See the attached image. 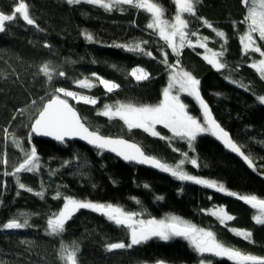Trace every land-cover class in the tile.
Listing matches in <instances>:
<instances>
[{"label":"trees","instance_id":"16d2710c","mask_svg":"<svg viewBox=\"0 0 264 264\" xmlns=\"http://www.w3.org/2000/svg\"><path fill=\"white\" fill-rule=\"evenodd\" d=\"M18 2L0 0V12L11 14ZM155 2L171 19L175 14L172 0ZM26 3L36 26L18 19L0 33V159L5 152L8 159L7 165H0V173L5 169L11 171L22 160L21 151L10 140L5 143L4 129L14 133L25 149L29 148L30 125L38 109L50 98L54 88L63 87L97 98L96 105L77 103L69 98L91 130L131 140L146 154L170 165L182 159V152H188L190 158L198 159L200 164V167L186 165L189 174L223 183L228 191L240 195L255 194L264 198V105L256 100V96L264 95V79L249 67L259 55L242 53L239 36L246 30V25L240 23L246 14L242 0H201L196 8L197 17L190 18L189 30L209 37V48L220 50L224 41L216 38L200 18L226 34L225 55L221 58V62L227 64L226 69L219 72L213 69L199 54L204 51L200 48L183 49L179 59L183 68L201 81V95L214 118L250 157L255 171L229 154L209 133L198 136L194 151H190L185 141L175 140L169 144L166 139L151 136L142 129L129 131L119 119L110 121L96 114L105 104L116 101L155 105L162 97L167 72L160 62L163 59L160 49L169 53L170 63L177 57L146 28L149 22L146 12L130 6H123V11L107 12L87 3L70 5L66 0H26ZM84 32L94 34L95 42L88 43L82 35ZM133 41H148L145 49L155 58L114 46ZM261 47L264 50V43ZM45 63L57 73L64 71L66 77L54 74L53 81L49 82L39 71ZM137 66L144 68L151 78L137 83L128 75ZM92 73L116 82L120 88L106 93L102 86L91 90L76 87L75 80L91 77ZM226 76L247 86V90L230 83ZM195 113L201 115V110L197 108ZM156 127L162 136H171L162 125ZM31 144L37 149L43 166L38 173L21 174V182L34 191L43 187L46 194L43 199L24 190L18 194L15 179L0 175V227L10 218H29L31 224L21 230H0V264H61L58 252L62 242L79 245L78 264H156L158 261L197 264L201 259L211 260L212 264H233L226 257L195 253L183 238L167 242L152 239L131 249L107 251L109 243H127V231L90 210H80L67 223L63 234L47 235L46 221L63 203L62 199L52 198L57 191L61 196L111 202L128 211L143 208L146 209L143 218L176 215L213 231L228 247L264 257V226L253 221L256 210L235 197L192 182H180L168 173L123 162L105 152L98 155L97 149L78 141L50 142L33 135ZM66 160L73 163L61 168ZM50 170L58 171L50 175ZM145 184L150 187L144 188ZM156 196L163 199L157 201ZM130 197L139 198L142 204L138 206ZM217 206L225 207L235 217L226 227L207 214V210ZM230 228L251 231L252 242L234 235Z\"/></svg>","mask_w":264,"mask_h":264},{"label":"snow or ice","instance_id":"6c2138e0","mask_svg":"<svg viewBox=\"0 0 264 264\" xmlns=\"http://www.w3.org/2000/svg\"><path fill=\"white\" fill-rule=\"evenodd\" d=\"M66 2L70 5L87 3L102 8L107 12L117 9L123 11V6H130L137 11L146 12L149 16L146 28L151 30L159 40L163 41L167 49H170L171 54L177 57L174 63H170L168 59L169 53L164 48L160 49L163 56L160 62L165 66L168 82L167 86L162 89V99L158 104L137 105L131 102L116 101L113 104H105L103 109L97 111L96 114L98 116L106 117L110 121L119 119L129 131L142 129L151 136L166 139L169 144L175 140L185 141L190 151H194V142L198 136L209 133L222 142L226 149L238 154L255 171L250 157L244 154L241 147L232 140L229 133L213 117L209 105L201 95V81L191 72L185 70L180 63L179 57L183 49L200 48L204 51L199 54L202 55L203 60L213 69L219 72L227 68V64L221 62V58L225 55L226 34L221 30L215 29L206 19L200 18L203 25L214 32L216 38L224 41L220 50H214L208 47L209 37H202L198 31L189 30L190 18L197 17L196 8L201 0H172L175 5V14L171 19L166 17L165 10L155 0H66ZM242 4L246 8V14L242 21H240V23L246 25L245 32L239 36L242 53L244 55H248L249 53L259 55L260 58L252 62L249 67L253 68L261 79H264V50L261 47V43H264V0H242ZM18 19H22L27 25L36 26L35 20L29 15V7L26 0H19L11 14L0 12V32L6 31L7 26ZM82 35L88 43L95 42L94 34L84 32ZM147 44L148 41H133L128 44H116L114 46L129 53L155 58L151 51L145 49V45ZM45 46L48 47L47 44ZM72 63L75 62L72 61ZM39 71L47 77L49 82L53 81L54 74L61 78L66 77L64 71L57 73L48 63L43 64ZM128 75L137 83L151 78L149 73L139 66L132 68ZM225 79L247 90V86L242 83L232 80L227 76ZM95 81H98V83ZM74 83L77 88L83 90H91L97 86H103L106 93H113L120 88V85L116 82L100 77L96 73H92L91 77L77 79ZM182 93L192 97L196 101L201 109L202 119L189 113L188 106L181 100ZM69 98L77 103L83 102L89 105H96L98 102L97 98L84 95L79 91L56 87L50 98L42 104V107L38 109L37 114L32 120L28 135L29 148L25 149L20 139L14 133L9 132L8 129H4L5 143L10 140L11 144L21 151L22 160L18 165L13 166L11 171L5 169L0 175L11 176L15 179L18 194L20 190H24L41 199L46 194V189L43 187L40 191H34L21 182V174L38 173L43 166L37 149L31 144L33 135L51 137L60 143H64L66 138H79L97 149L98 155H102L106 151L111 152L126 162L148 165L154 169L168 173L180 182H192L208 189L225 193L230 197H235L250 206L251 209L256 210V214L253 215L252 219L256 224L264 226V198H258L255 194L240 195L234 191H228L223 183H217L211 179L189 174L185 170L186 165L190 164L194 167H200V164L198 163V159L190 158L188 152H182V159L170 165L157 157L147 155L140 146L126 139L104 136L99 131L90 130L69 102ZM256 100L261 105H264V95L256 96ZM20 111L22 112L23 110ZM157 125H162L171 133V136H162L157 131ZM75 159L76 162L79 161L78 157ZM72 163L73 161L66 160L62 163L61 168L68 167ZM7 164L8 159L5 152L3 158L0 159V165ZM57 171L50 170L49 174L55 175ZM93 187L95 186L93 185ZM143 187L147 189L150 186L145 184ZM52 198L62 199L63 203L58 212L51 214L46 221V234L50 236L63 234L66 231L67 223L80 210H90L105 217L107 221L114 223L117 227L126 229L128 232L127 243L123 241L109 243L106 246L107 251L124 248L131 249L134 246L147 243L153 238H158L160 241L165 242L173 238H183L198 254L209 253L215 257H226L233 264H264V257L244 253L238 249L228 247L217 239L213 231L197 227L176 215H167L161 219L155 217L145 219L142 218L146 212V209L143 208L140 211H128L123 206L111 202H93L68 195L61 196L59 191ZM130 199L138 206L142 204L137 197H130ZM155 199L159 201L163 197L156 196ZM201 211L205 210L202 209ZM207 214L214 216L219 224L225 227L235 219L223 206L207 210ZM30 226L29 218H23L22 220L10 218L0 227V230H21ZM229 230L241 239L249 243L252 242L251 231L235 228H230ZM23 242L28 243L27 241ZM79 251V245L75 242H72L71 245H66L62 242L58 252V259L61 261V264H78ZM157 264H163V262L158 261ZM200 264H212V261L201 259Z\"/></svg>","mask_w":264,"mask_h":264},{"label":"water","instance_id":"95a60500","mask_svg":"<svg viewBox=\"0 0 264 264\" xmlns=\"http://www.w3.org/2000/svg\"><path fill=\"white\" fill-rule=\"evenodd\" d=\"M0 33H2V32H0ZM47 100H45V102H46ZM200 109V108H199ZM201 110V109H200ZM77 111V110H76ZM77 113H78V111H77ZM79 114V113H78ZM213 115V114H212ZM80 116V115H79ZM214 117V116H213ZM216 120V119H215ZM32 123V122H31ZM87 126V125H86ZM222 127V126H221ZM91 130V129H90ZM225 130V129H224ZM225 131H227V130H225ZM228 132V131H227ZM229 133V132H228ZM211 135V134H210ZM230 135V134H229ZM35 136V135H34ZM104 136H108V135H104ZM35 137H37V138H42V139H46V140H50V142L51 141H54V142H57V141H55L53 138H51V137H43V136H35ZM109 137H114V136H109ZM230 137H231V135H230ZM114 138H117V137H114ZM118 138H122V137H118ZM215 138V137H214ZM232 138V137H231ZM123 139H125V138H123ZM216 139V138H215ZM126 140H128V139H126ZM217 140V139H216ZM233 140V139H232ZM66 141H78V142H81L82 144H84V145H86V146H89V147H91V148H93V150L95 149L93 146H91V145H89V144H87V142H85V141H83V140H80L79 138H72V139H67L66 138ZM129 142H132V143H135V142H133V141H131V140H128ZM218 141V140H217ZM234 141V140H233ZM219 142V144L229 153V154H231V155H233L234 157H236L237 159H239L241 162H243L244 163V165H246L248 168H250L249 166H248V164L238 155V154H236V153H233V152H231L230 150H228V149H226L224 146H223V144H222V142H220V141H218ZM235 142V141H234ZM236 143V142H235ZM135 144H137V143H135ZM138 145V144H137ZM238 145V144H237ZM139 146V145H138ZM239 146V145H238ZM242 150V149H241ZM144 151V150H143ZM105 153H108V154H110V155H112V156H114V157H116L117 159H119L120 161H123V162H126V161H124L122 158H119V157H117L114 153H111V152H105ZM245 154V153H244ZM148 155V154H147ZM126 163H130V162H126ZM253 163V162H252ZM132 164H135V165H137V166H140V167H144V168H147V170L148 169H154V168H152V167H150V166H148V165H139V164H136V163H132ZM251 169V168H250ZM156 170V169H155ZM157 264V263H156ZM163 264H166V263H163Z\"/></svg>","mask_w":264,"mask_h":264},{"label":"rangeland","instance_id":"374dc122","mask_svg":"<svg viewBox=\"0 0 264 264\" xmlns=\"http://www.w3.org/2000/svg\"><path fill=\"white\" fill-rule=\"evenodd\" d=\"M254 62V61H253ZM252 63V62H251ZM98 82V81H97ZM167 82H168V75H167ZM166 86H167V83H166ZM165 86V87H166ZM103 87V86H102ZM162 95V94H161ZM187 97H189V96H187L186 94H181V100H185ZM161 99H162V97H161ZM160 99V100H161ZM160 100H159V102H160ZM158 102V103H159ZM157 103V104H158ZM197 107H198V105H197ZM191 115H193V116H195V117H197V118H200V119H202V115H199V114H197V113H190ZM201 114V113H200ZM204 134H207V133H204ZM211 210V209H210ZM143 218V217H142ZM162 218H165V217H162ZM145 219H147V218H145ZM157 219H161V218H157ZM184 220H186V219H184ZM186 221H189V220H186ZM190 222V221H189ZM192 223V222H191ZM193 224V223H192ZM195 225V224H194ZM127 231V230H126ZM127 235H128V232H127ZM154 240H158V241H160L158 238H153ZM152 240V239H151ZM186 243H188L187 241H186ZM189 244V243H188ZM193 249V248H192ZM196 253V252H195ZM198 254V253H197ZM204 254H209V253H204ZM204 254H200V255H204ZM197 264H200V262H198Z\"/></svg>","mask_w":264,"mask_h":264},{"label":"flooded vegetation","instance_id":"af4514ba","mask_svg":"<svg viewBox=\"0 0 264 264\" xmlns=\"http://www.w3.org/2000/svg\"><path fill=\"white\" fill-rule=\"evenodd\" d=\"M182 101L188 106L189 113H195L197 108H199V106L197 107L198 104L192 97H187L185 100Z\"/></svg>","mask_w":264,"mask_h":264}]
</instances>
